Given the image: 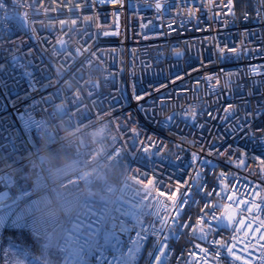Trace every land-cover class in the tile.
<instances>
[{
  "label": "built area",
  "instance_id": "obj_1",
  "mask_svg": "<svg viewBox=\"0 0 264 264\" xmlns=\"http://www.w3.org/2000/svg\"><path fill=\"white\" fill-rule=\"evenodd\" d=\"M75 2L79 10L73 0H0V255L7 232L47 246L62 229L59 264H156L163 235L169 238L162 264H195L202 255L196 244L209 249V264L217 250L220 264H242L198 240L192 229L198 218L211 221L212 213L219 217L225 210L226 198L208 195L220 190L221 172L228 193L237 183L264 188L260 0H233V14L221 7L227 0L211 6L208 0ZM232 48L241 54L227 51ZM252 67L261 74H252ZM208 76L216 79L209 82ZM229 104L235 112L225 119ZM92 129L98 136L84 141L81 135ZM55 147L68 153L58 164L44 157ZM241 153L246 168L233 163ZM116 163L123 165L118 181L97 190L99 176ZM21 166L35 173L13 192V172ZM150 179L157 186L147 195ZM177 185V195L190 192L179 224L151 234L160 224L146 215L148 205L158 198L165 202L160 215L170 216L168 196ZM110 212L125 227L113 248L99 242ZM186 223L190 227H181ZM225 224L212 221L208 226L216 230L207 240L236 243Z\"/></svg>",
  "mask_w": 264,
  "mask_h": 264
},
{
  "label": "snow or ice",
  "instance_id": "obj_2",
  "mask_svg": "<svg viewBox=\"0 0 264 264\" xmlns=\"http://www.w3.org/2000/svg\"><path fill=\"white\" fill-rule=\"evenodd\" d=\"M75 9L79 10L82 5L78 2L73 0ZM99 3H112L115 5L121 0H98ZM214 2V0H208L209 6ZM65 3H69V0H65ZM93 5L97 3V0H92ZM227 7L229 9V14H233L232 9L234 7L233 0H227L226 5H221V7ZM155 8L159 11L161 9V4L157 2L155 4ZM70 11L73 9H69ZM258 15L264 17V0H260V8L257 10ZM245 19L248 18L247 14L245 13ZM86 20H91L92 17H84ZM73 23H76V19H73ZM99 27V24L97 25ZM142 28L147 27V25L142 24ZM171 29V25H169ZM104 35H109V32H104ZM221 54L223 55L226 49L221 48L219 49ZM227 51H231L233 54L239 56L241 54L240 48H232L227 49ZM177 56L181 55L180 52L176 53ZM251 73L254 75L261 74L260 69L256 67H252L250 69ZM231 75V73H228ZM216 79L213 76H208L207 80L211 82L212 80ZM143 97H138V99H142ZM225 119L228 116L232 115L235 112V107L231 104L225 108ZM212 116L211 113H209ZM190 116L194 120L196 116V111L194 108L190 110ZM215 119V116H212ZM237 129L234 127L232 129L235 132ZM131 132L133 136H139V132L137 128H132ZM144 151L147 153L150 151L149 148H144ZM212 153L209 152V155ZM244 153H241V158L238 161H233V163L237 167L246 168L247 164L244 159ZM198 162V157L196 154L192 156V163L196 165ZM201 164H210V161H200ZM262 172H264V160L260 161ZM225 174L223 172L220 173V190L213 192H209L208 195H216L217 197L224 199L226 198L228 203L224 206V211L221 213L219 217H217L214 213L211 214V221H208L204 218L197 219V226L192 229L193 235L200 241L205 243H211L214 247L218 246L220 249H225L227 252L228 257L231 258L232 261H241L242 264H264V196L261 195L264 192V188L260 185L252 186L249 182L248 185H240L237 183L233 185V191L228 193L227 189L229 185L225 183L224 180ZM197 180H199V175H197ZM137 182L143 183L140 179L137 178ZM146 185V192L147 195H150L152 191L156 190L157 182L155 180H148ZM150 186V187H149ZM181 185H177L175 192H172L168 199L172 202V213L168 217H163L160 215L161 207L165 204L164 201L159 200L158 198L154 200V202L148 205L149 211L146 215H150L153 217V225L155 223H159L160 227L155 228L154 226L151 227V234L154 235H161L165 233L166 230L172 229L174 226L179 224V217L182 212V209L188 203V197L190 196V192H185L183 194L177 195L180 193ZM185 187H192V185H187ZM243 188V191L240 189ZM200 190H203V186L201 185ZM251 193V198H248V194ZM159 197H164L165 192L159 191ZM183 197V198H181ZM256 197H259V201H257ZM205 208H213L214 210H219V204H206ZM203 212V210H202ZM212 221H224L226 224L224 226L229 227L233 230L234 233V241L236 243L233 244H223L220 241H208L207 237L210 232H214L216 229L209 227L208 225L211 224ZM181 227L187 228L190 227L189 224H185ZM144 235L149 234V230L143 229L142 230ZM243 237L244 239L240 240L238 237ZM143 237H141L142 239ZM168 235H163V239H158L159 250L161 251L162 255L157 256L156 264H162L163 258L166 256V248H167V240ZM255 242V243H254ZM243 243L245 245L244 249L239 247V244ZM196 249H199V253L202 255H198L196 257L195 264H209L210 257H209V249L206 247H201L200 244H196L194 246ZM243 251V255H239ZM192 255H196L195 252L191 253ZM212 257L215 258V264H220L221 252L219 250L212 253Z\"/></svg>",
  "mask_w": 264,
  "mask_h": 264
},
{
  "label": "rangeland",
  "instance_id": "obj_3",
  "mask_svg": "<svg viewBox=\"0 0 264 264\" xmlns=\"http://www.w3.org/2000/svg\"><path fill=\"white\" fill-rule=\"evenodd\" d=\"M97 136L98 133L96 132V130L92 129L83 133L81 135V138L84 141L88 142L91 137ZM66 153L67 150L62 149L61 147H55L47 151L44 154V157L49 158L50 160H52V163L55 164V162L57 160L60 161ZM34 173L35 170L29 166H21L15 169V171L13 172L15 181L13 192H16L23 186L27 185L29 179L34 175ZM106 182L111 181L106 180L104 175L99 176L96 183V189L103 190V187ZM106 192L109 191L106 190ZM62 234L63 230L59 229V231L56 233L55 237L51 241L53 242L51 246L48 249L46 247H48L49 244L44 247V250L46 248V250L43 251L44 255L35 256V249H33V246H28L26 243L15 239L14 236L7 233L2 237L1 242V264H59V257L56 248L58 246V242ZM100 235V240L104 242V244L107 246L111 245L113 239L119 240L125 236V227L119 222L115 213L110 212L108 214L102 228V234ZM32 239L40 241L38 239Z\"/></svg>",
  "mask_w": 264,
  "mask_h": 264
},
{
  "label": "trees",
  "instance_id": "obj_4",
  "mask_svg": "<svg viewBox=\"0 0 264 264\" xmlns=\"http://www.w3.org/2000/svg\"><path fill=\"white\" fill-rule=\"evenodd\" d=\"M67 157H68V153H66L65 156L60 161L57 160L55 162V164H58L62 160L66 159ZM122 170H123V165L121 163L113 164L110 167V169L104 174V177H105L106 180H109V181H111L113 183H116L118 181V179H119V176H120ZM7 233L10 234V235H14L21 242L31 243L32 246H33V249H36L37 248L36 241L33 240L29 236L24 235L23 233H20V232H7ZM7 233H5V234H7Z\"/></svg>",
  "mask_w": 264,
  "mask_h": 264
},
{
  "label": "crops",
  "instance_id": "obj_5",
  "mask_svg": "<svg viewBox=\"0 0 264 264\" xmlns=\"http://www.w3.org/2000/svg\"><path fill=\"white\" fill-rule=\"evenodd\" d=\"M101 234H102V231H101ZM12 236H14V235H12ZM14 238L17 239V237H15V236H14ZM100 238H101V235H100ZM100 238H99L100 244H101V243L104 244V242H102V241L100 240ZM15 241H16V240H15ZM35 241H36V240H35ZM113 241H114V239L112 240V243H113ZM23 243H26L28 246H32L31 243H28V242H23ZM36 243H37V244H36V245H37V248L35 249V253H34V255H35V256H42V255H44V254H43V251H45L46 248L48 249V248L51 246V244H52L53 242H51V243L48 245V247L45 248V250H44L45 245H44L43 242L36 241ZM112 243H111V245L108 246V247L113 248V244H112ZM106 246H107V245H106ZM56 251H57V253H58V257H59L58 247L56 248Z\"/></svg>",
  "mask_w": 264,
  "mask_h": 264
}]
</instances>
